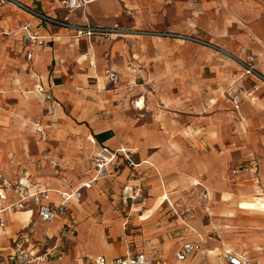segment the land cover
I'll return each mask as SVG.
<instances>
[{"label":"crops","instance_id":"crops-1","mask_svg":"<svg viewBox=\"0 0 264 264\" xmlns=\"http://www.w3.org/2000/svg\"><path fill=\"white\" fill-rule=\"evenodd\" d=\"M91 1L84 12L74 13H69L66 0H28L27 3L51 18L67 17L76 25L112 28L120 22L130 21L127 13L138 21L143 16L141 12L145 10L146 0ZM183 1L185 4L230 3L231 7L233 5L232 14L252 21L248 30L251 37L257 40L253 44L256 50L264 51V7L257 10L253 6L260 0ZM203 10L206 7L201 5ZM18 11L20 13L7 11L5 17L4 13L0 14V18L4 17V25L0 26V51L5 47L4 53L10 55L9 61H5L11 79L9 84L14 89L30 90V96L20 100V106L28 112L29 123H35L40 116V125L48 124L50 133H55L61 143L75 137L83 139L90 152L87 158L89 167L84 181L75 187L68 183L67 178L45 177L35 164L40 160L47 165L52 160L50 156L54 158L56 155L52 152H49L50 156L46 155L40 145L32 155L31 145L21 138L20 142L18 139V147L14 144V150L0 149V174L11 182L28 184L32 192L48 191L51 202L57 204L61 193L72 192L93 180L96 169L91 159L100 148H126L132 152L138 166L125 167L121 172L113 173L109 179L95 182L93 189L85 191L82 199L72 202L71 220L62 228L60 220L51 225L42 224L34 208L5 213L2 216L5 227L0 228V253L12 250L21 233L33 225L46 228V231L35 230L33 238L40 240L48 237L50 247L63 255V261H58L62 264H93L100 257L112 264L117 258L138 254L152 257L157 250L162 253L161 264H229L226 259L228 254L264 264V214L254 212L264 208V189L261 186L264 161L255 158L243 165L248 167L256 162L259 166L257 179L252 178L247 170L241 171L242 166H237L240 161L239 149L243 147L241 143L246 145L242 132L249 130V126L239 123L240 135L232 140V145H224L221 138L223 131L214 123L216 118L212 120L214 126L210 129L205 126L209 124V118L200 115L202 107H208L207 100L203 102L206 84H192L174 78L159 80L152 83L150 98L142 92L141 88L145 87H139L136 80H132L134 71L131 68L111 64L124 41L110 47L103 44L106 40L77 38L74 31L44 24ZM24 26H29L48 43L45 50H35L32 61L28 60L23 46ZM106 53L112 54L111 63L106 61ZM260 57L264 62V54ZM110 70L121 79L117 91H112L108 86L107 73ZM260 71L264 72V66ZM119 72L128 78L127 85ZM249 78H245L244 82ZM251 79L258 83L255 77ZM239 80L232 84L235 89L243 84ZM90 82L94 85H90ZM263 87L251 96L242 98L239 112L245 101L251 104L247 107L249 111L256 112L257 106L264 108V99H260ZM229 88L225 87L226 90ZM32 89L36 92H32ZM1 90L0 109L7 102L5 96L14 95L9 86L1 84ZM222 92L225 97L224 89ZM141 101L144 102L143 108L136 106ZM48 109L51 111L49 115ZM20 129L19 125L16 130ZM256 137V134L248 135L249 146ZM51 143L54 142H48L46 146L52 147ZM208 145L212 151H209ZM62 161L61 165L73 163V160ZM11 163L22 164L27 172L11 171ZM48 172L51 173V170ZM241 179L247 184L246 188H240ZM137 190H141V198L133 201ZM109 194H112L111 199ZM194 194L202 195L205 204L206 214L201 213L200 223L193 219H182L178 213L183 206L179 202L180 196ZM240 195L253 199L238 200L234 208H224L223 199L231 200V196L238 199ZM9 201L12 202L11 198ZM129 202L133 204L132 208ZM101 206L105 214L102 219L96 216ZM122 212L130 216H123ZM78 215L83 220L81 225L78 224ZM134 216L139 220L129 222L127 218ZM239 221L246 229V238L241 242L234 239L229 225L221 233L223 222L234 227ZM128 223L142 227V234L136 238L127 235L123 240L141 239L137 242L138 250L131 251V244H127V247L116 251L112 243L126 231L124 228ZM17 225L20 227L16 228ZM64 227L70 230L68 237L62 230ZM65 240L68 241L66 253L63 247ZM187 244H200L202 252L194 253L180 262L177 254ZM245 250H249L251 256Z\"/></svg>","mask_w":264,"mask_h":264},{"label":"rangeland","instance_id":"rangeland-1","mask_svg":"<svg viewBox=\"0 0 264 264\" xmlns=\"http://www.w3.org/2000/svg\"><path fill=\"white\" fill-rule=\"evenodd\" d=\"M201 5L206 7V10H203L204 12L201 11ZM253 6L257 10H262L261 7H264V3L260 0V2L257 1ZM144 7L145 10L141 12L143 16L138 21L133 19L130 13H127L126 15L130 17V21L127 23L120 22L116 27L104 28H118L120 30L119 33L113 34L114 36L110 40H106L103 43L104 45L108 44L110 47H113L118 41H124L121 49L116 51L113 62L110 60L112 54L109 55V53H106L104 56L106 61L112 62L111 64L115 63L118 67L122 65L125 68H131L134 71L132 80H136L139 87L144 86L145 88H141L142 92L144 95L150 96V98H152V95L149 93L153 92L152 83L155 81L174 78L181 81L184 79V81L192 84H206L203 102L207 100L208 107H202L200 112V115L207 116L210 120H208L209 124L205 126L212 129L214 124L211 122L216 118L214 123L223 131L221 138L224 141V145H232V140L240 135L238 130L239 123H246L249 126V130L246 132L241 131L246 145L241 143L243 147L239 149L238 158H240V161L237 163V166H242L240 170L244 171V169H247V166L243 167V165L247 164L249 160L256 158L264 161V108L257 106L259 108L256 112L254 110L249 111L247 107H249L250 103L245 101L241 112H239L242 98L251 96L253 92H257L261 86H264L259 81L258 83L252 82L251 78L254 77L248 75L246 72L251 68L260 74H264V72L260 71V68L264 66L260 55L264 54V51L260 49L256 50V45L253 43L257 40L251 37L248 30L252 21L248 18L240 17L238 14H232L233 5L231 7L230 3L226 2H210L207 4L191 2L190 4H185L183 0H146ZM185 7L191 9H184ZM7 11L20 13L14 7H0V14L4 13V17ZM186 11L187 13H185ZM4 17L0 18V26L4 25ZM115 36L120 37L117 38ZM4 49L5 47L1 48L0 51V82L7 87H11L14 95L10 97L5 96V101L7 102L0 109V149L11 148L14 150V144L18 147L22 138L26 139L27 144L29 142L31 154L34 155L35 149L40 145L46 155H49L51 152L56 155L54 158L49 155L52 160L47 165L40 160L35 164L37 169L44 172L43 176L61 179L67 178L68 183H71L74 187L78 186L86 178V172L89 167L87 158L89 159L90 152L87 145L85 146V142L79 137L66 141L63 140L62 143L64 145H61L62 143L58 140L57 135L50 133L48 124L44 126L40 125V119H42L40 116L36 118L35 123L28 122V112L23 106H20V100L30 96V90H23L18 87L14 89L10 86L9 70L5 68L10 55L4 53ZM119 74L124 83H126L125 85H127L129 82L128 78L120 72ZM247 77H250L249 80L244 82V79ZM238 80L243 82V84H240L235 89L232 84ZM90 85H94V83L90 82ZM225 87L230 88L226 90ZM222 89L225 91V97L223 96L224 92H222ZM31 91L36 92L35 89ZM261 92L263 93L260 99L263 100L264 87ZM234 99L239 100V108H236ZM139 105L143 108L144 102L141 101ZM50 112L48 109L47 115ZM26 122L28 123L26 124ZM19 125L21 129L17 131L16 129H18ZM250 134H256L257 137L249 146L248 135ZM18 139H20L19 142ZM51 141L54 142L51 143L52 147L51 145L46 146ZM249 147H251V150H249ZM208 149L212 151L209 145ZM7 160H9V157ZM62 160H73V163L61 165L63 163ZM10 165L13 172H27L22 164L11 163ZM49 170H51V173L48 172ZM69 171L70 173L68 174ZM252 178L257 179L254 176ZM262 185L264 189V179H262ZM246 186L247 184L241 179L240 188L243 189ZM108 197L111 199L112 194H109ZM180 199L179 202L183 205L180 208L181 210L178 211L180 217L182 219H193V221L200 223L202 219L201 213L206 212L204 210L203 196L194 194L193 196H180ZM229 199L231 200L223 199L225 209L234 208L238 200H240L239 202H243L252 200L253 198L240 195L238 199L232 196ZM130 205L132 208L133 204L130 203ZM254 212L264 214V208H259ZM103 215L105 214L101 206L96 216L102 219ZM121 215L130 216L126 212H122ZM209 215L211 216V213ZM224 216H227V214ZM176 217L178 218L179 216ZM127 219H129V222L134 219L139 220L135 216L128 217ZM77 220L79 225L83 223L79 215ZM60 221L61 228L63 224H68L69 222L64 218ZM240 224L241 221L237 222V224L235 223L236 226L231 227L230 224H224L223 222L221 233L229 225V228L233 230L234 234L232 235L234 239L237 242H241L242 239L246 238L244 234L246 233V229ZM19 227L20 225H17L16 228ZM32 228L37 231H46V228L40 226L37 228L33 226ZM64 229L62 230L68 237L70 230L66 229V227ZM124 229L126 231L116 237L114 242L112 241L113 248L116 251H120L123 246L127 247V244H131L129 245L131 251L136 252L138 250L137 242L141 239H130L128 242L123 240L126 239L127 235H133L136 238L142 234V227L128 223ZM63 247L64 253H66L68 251L67 240L63 242ZM245 251L251 256L249 250ZM154 252L162 256L159 250ZM82 258L88 257L83 256ZM253 260L256 259L254 258ZM51 262L59 263L56 259L51 260ZM84 262H87L86 259H84ZM59 264H62V262Z\"/></svg>","mask_w":264,"mask_h":264},{"label":"built area","instance_id":"built-area-1","mask_svg":"<svg viewBox=\"0 0 264 264\" xmlns=\"http://www.w3.org/2000/svg\"><path fill=\"white\" fill-rule=\"evenodd\" d=\"M28 0H0V7L12 6L44 24H51L55 27L69 29L74 31L77 38H96L97 40H110L113 34L119 33L118 28L104 29L94 28L90 25L78 26L72 24L69 19L51 18L42 12L30 7ZM91 0H66V7L69 13L77 11H85ZM23 46L27 53V58L32 61L34 52L38 48L46 49L47 41L34 33L29 26H24ZM247 74L255 77L259 82L264 84V76L254 69H248ZM108 86L112 91H117V87L121 84L119 75L110 70L107 73ZM51 100L50 97L47 98ZM236 108H239V100L234 99ZM137 104L136 106H138ZM96 174L92 181L84 184L82 187L60 194V201L57 204L51 202V196L48 191L32 192L28 184L22 182H11L0 174V228L5 227L2 216L5 213L11 214L27 209H35L38 220L44 225H51L57 220H71L70 206L73 201H79L84 196L85 191H90L94 187V183L109 179L115 172H121L123 168H136L138 165L134 162L132 152L126 148L119 150H111L103 147L91 159ZM252 176L257 177L259 174V166L256 162L251 163L246 169ZM141 190H137L132 200L141 198ZM12 200L10 202L9 200ZM169 205L170 202H168ZM33 225L28 227L18 237L15 247L8 252L0 253V264H49L51 260L56 259L63 261V255L56 249L50 247L48 237L35 240V230ZM202 246L200 244H187L177 254V260L183 262L187 257L194 253H201ZM226 259L229 264H257L248 260L228 254ZM161 258L158 254L147 257L144 254H138L133 257L117 258L112 264H161ZM93 264H108L104 257L97 258Z\"/></svg>","mask_w":264,"mask_h":264}]
</instances>
